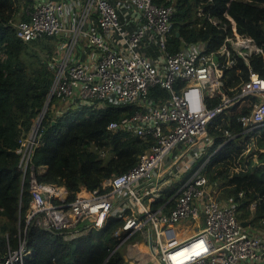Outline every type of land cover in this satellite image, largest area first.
Returning <instances> with one entry per match:
<instances>
[{
    "label": "built area",
    "instance_id": "built-area-1",
    "mask_svg": "<svg viewBox=\"0 0 264 264\" xmlns=\"http://www.w3.org/2000/svg\"><path fill=\"white\" fill-rule=\"evenodd\" d=\"M173 11L172 5L152 0H32L25 8L28 19L14 23L15 36L23 42L58 38L47 97L65 105L61 111L135 104L139 109L111 121L106 130L154 140L126 171L103 178L94 189L81 185L67 201L66 188L38 181L44 167L31 162L39 128L46 129V109L40 111L16 148L19 168L29 172L31 200L25 221L32 219L70 240L103 228L109 217H119L123 222L114 231L120 238L116 247L127 240L128 257L162 264H264V231L242 223L232 198L218 200L213 195L218 185L210 183L204 171L208 157L201 159L212 142L207 123L217 113L246 101L248 112L236 117L244 131L264 123V77L249 60L262 47L238 32L225 11L231 32L215 50L182 41L172 52L167 33ZM239 59L247 74L235 89L229 87L231 95L222 78ZM155 85L168 95L148 96ZM214 97L218 103L209 106L207 100ZM91 150L100 156L110 153L96 146ZM172 176L175 192L160 201L159 185ZM255 205L253 201L249 207ZM18 238L16 246L6 242L0 247V264H23L29 250ZM139 241H144L146 254L138 249Z\"/></svg>",
    "mask_w": 264,
    "mask_h": 264
},
{
    "label": "trees",
    "instance_id": "trees-1",
    "mask_svg": "<svg viewBox=\"0 0 264 264\" xmlns=\"http://www.w3.org/2000/svg\"><path fill=\"white\" fill-rule=\"evenodd\" d=\"M31 2L0 0V247L4 248L6 242L16 246L18 237L24 239L29 251L23 255V264H128L123 256L126 241L116 247L120 238L114 235L122 218L109 217L103 228H92L70 240H65L62 233L42 228L32 219L25 221L31 200L29 172L23 174L19 168L16 148L47 99L54 77L50 62L55 50L54 44L43 41L54 40L53 36L36 39L39 43L23 42L15 36L14 23L28 19L25 8ZM152 2L174 8L167 33V47L172 52L181 47L182 41H204L209 50L220 46L231 32V21L224 16L227 11L237 31L251 36L262 47L249 60L252 69L264 77V0ZM36 44L41 48L37 49ZM245 65L239 59L224 70L222 85L229 94L234 93L229 87L235 89L246 78ZM149 95L163 99L168 92L155 85L150 87ZM54 101L52 97L42 119L46 129L39 128L31 162L35 167H45L37 174L38 181L66 188L67 201L73 199L81 185L94 189L103 178L126 171L154 142L150 136L141 138L126 131L111 134L106 130L111 121L139 109L135 104L83 107L55 116L51 107ZM218 101L214 97L207 103L213 106ZM248 110L246 101H240L208 121L212 142L205 150L208 162L204 171L210 183L219 185L216 192L220 195L216 198H232L238 218L249 224L259 218L257 224L264 231V124L244 131L236 117ZM253 135H257L255 144ZM248 143L251 145L245 152ZM94 146L108 149L109 155L100 156L97 150H91ZM176 186L161 190L159 200L171 197ZM253 201L256 205L250 218L248 207Z\"/></svg>",
    "mask_w": 264,
    "mask_h": 264
},
{
    "label": "rangeland",
    "instance_id": "rangeland-1",
    "mask_svg": "<svg viewBox=\"0 0 264 264\" xmlns=\"http://www.w3.org/2000/svg\"><path fill=\"white\" fill-rule=\"evenodd\" d=\"M17 21V20H16ZM42 38V37H41ZM55 39L54 40H52V39H44L43 41L45 42V43H50L52 46H53V44H54V48L56 49V42L58 41V38L57 37H54ZM37 41V40H36ZM38 42V41H37ZM39 43V42H38ZM36 47H37V49H40L41 47L38 45V44H36ZM54 55V54H53ZM52 59H53V57H52ZM52 59H51V61H52ZM48 107V106H47ZM51 107H52V111L54 112V106H53V103H52V105H51ZM62 107L64 108V109H66V107L65 106H62V105H60V110H59V112L58 113H56V112H54L55 113V116H59V115H61L62 113H64L63 111H61V109H62ZM47 109V108H46ZM69 110H71V111H76L75 109H71V108H68ZM67 111V110H66ZM256 137H257V135H253L252 136V142H254V144H255V142H256ZM254 148H256L255 146H254ZM253 158L254 159H256V161H257V153H254L253 154ZM258 162V161H257ZM259 164H262V162H260L259 161ZM176 183V178L175 177H169V178H166L164 181H163V183L161 184V185H159V190H162V189H165V187L167 186V187H172L174 184ZM218 185V184H217ZM219 186V185H218ZM216 191H217V188H216ZM214 196H216L217 198L219 197L218 195H220V193L218 194V192H215V194H213ZM249 208V210L251 211V214H250V218L252 217V213H253V208H250V207H248ZM259 219V218H258ZM258 219H257V221H254L253 223L252 222H250L251 224H249L247 221H245L247 224H249L248 226L249 227H253V228H255L256 230H258V231H261V232H263V230L261 229V228H259V226H258ZM194 229H191V231H193ZM153 240L155 241V236H153ZM126 241V242H125ZM124 242H125V248L127 247L126 245H127V243H128V241L127 240H125ZM123 242V243H124ZM124 245V244H123ZM138 245L139 246H141L140 248H142V249H144V248H146V245L144 244V241H139V243H138ZM124 248V249H125ZM123 249V256H124V258H125V260L127 261V263L128 264H152V262L151 261H153V260H147L146 262H141V260H136L135 258H134V256H132V257H130L131 259H127L126 258V256H125V253H126V249L124 250ZM145 250V249H144ZM146 252H147V248H146V250L145 251H143V253L144 254H146ZM129 260H131V263H129L128 261ZM153 264H155V263H153Z\"/></svg>",
    "mask_w": 264,
    "mask_h": 264
},
{
    "label": "crops",
    "instance_id": "crops-1",
    "mask_svg": "<svg viewBox=\"0 0 264 264\" xmlns=\"http://www.w3.org/2000/svg\"><path fill=\"white\" fill-rule=\"evenodd\" d=\"M53 37H54V36H53ZM54 52H55V50H54ZM53 54H54V53H53ZM53 106H54V104H53ZM59 108H60V103H59V102H56V105H55V112H56V113L59 112ZM263 124H264V123H263ZM204 155H205V152L201 155V157L204 158ZM202 158H201V159H202ZM40 166H42V165H40ZM42 167H44V166H42ZM44 168H45V167H44ZM217 187H219V186H217ZM214 190H216L215 187H214ZM190 230H191V229H190ZM194 230H195V229H194ZM194 230H193V231H194ZM138 247H139L138 249L142 250V252L146 250V248H144L145 250L142 249V248H140L141 246H138ZM125 249H127V247H126ZM125 249H124V250H125ZM131 253L134 254L135 251L132 250ZM126 255H127V252L125 253V256H126ZM133 256H134V258H135L136 260H141V262H143V263L145 262V258H143V259H138V258H137V255H136V256L133 255ZM126 258H127V259H128V258L131 259V258L128 257V256H126ZM128 262L131 263V260H129ZM151 262H152V264H153V263L158 264V263L155 262V261H151Z\"/></svg>",
    "mask_w": 264,
    "mask_h": 264
},
{
    "label": "bare ground",
    "instance_id": "bare-ground-1",
    "mask_svg": "<svg viewBox=\"0 0 264 264\" xmlns=\"http://www.w3.org/2000/svg\"><path fill=\"white\" fill-rule=\"evenodd\" d=\"M169 29H170V28H169ZM196 42L204 43L205 46L207 47V45H206V43H205L204 41H196ZM216 48H217V47H216ZM216 48H214V49H210V50H215ZM52 60H53V59H52ZM149 89H150V88H149ZM148 96H150V95H149V90H148ZM50 100H51V98L47 97V99H46V101H45V103H44V105H43L41 111L47 108V106H48ZM62 106H65V105H62ZM67 110H68V109H67ZM45 112H46V110H44V114L42 115V119H43L44 116H45ZM29 189H30V187H29ZM157 263H158V264H162V263H160V262H157Z\"/></svg>",
    "mask_w": 264,
    "mask_h": 264
},
{
    "label": "clouds",
    "instance_id": "clouds-1",
    "mask_svg": "<svg viewBox=\"0 0 264 264\" xmlns=\"http://www.w3.org/2000/svg\"><path fill=\"white\" fill-rule=\"evenodd\" d=\"M47 96H48V94H47ZM54 102H55V103H54V107H53V108H54V112H55L56 100H55ZM68 110H69V109H68ZM68 110H67V111H68ZM67 111H64V112H67ZM54 114H55V113H54Z\"/></svg>",
    "mask_w": 264,
    "mask_h": 264
},
{
    "label": "water",
    "instance_id": "water-1",
    "mask_svg": "<svg viewBox=\"0 0 264 264\" xmlns=\"http://www.w3.org/2000/svg\"><path fill=\"white\" fill-rule=\"evenodd\" d=\"M244 225H246V222L244 221V222H242Z\"/></svg>",
    "mask_w": 264,
    "mask_h": 264
}]
</instances>
